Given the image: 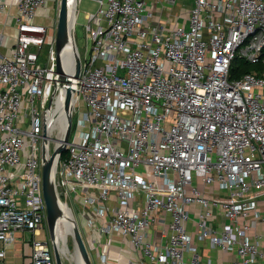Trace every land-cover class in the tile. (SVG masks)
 Here are the masks:
<instances>
[{"label": "built area", "instance_id": "1", "mask_svg": "<svg viewBox=\"0 0 264 264\" xmlns=\"http://www.w3.org/2000/svg\"><path fill=\"white\" fill-rule=\"evenodd\" d=\"M79 1L71 126L78 117L56 159V190L72 195L98 263L116 236L137 254L127 264H264V72L229 80L236 59L264 64V0H192L174 23L163 7L177 0H91L84 54ZM48 2L17 0L15 42L0 54V243L29 233L31 264H55L52 240L34 239L63 90L55 38L37 21Z\"/></svg>", "mask_w": 264, "mask_h": 264}, {"label": "rangeland", "instance_id": "2", "mask_svg": "<svg viewBox=\"0 0 264 264\" xmlns=\"http://www.w3.org/2000/svg\"><path fill=\"white\" fill-rule=\"evenodd\" d=\"M176 4H177L176 6L171 7V8L170 6H166V5H164L163 7L164 14L169 15L173 23L175 22L176 17L180 14L181 8L189 10V9H192L194 5L192 0H177ZM58 7H59L58 1L50 0V2H48L47 9L43 10L42 16L40 17V19H38V22L47 28V40H49V42L55 37V26H56V16L58 12ZM97 9H98L97 4L91 0H80L79 3L77 4V17H76V23L74 26V39H75L76 46L81 54L85 53V48H86L85 28H84L86 25V16L88 14L95 13ZM69 18L71 19V14ZM49 48H50L49 44H45L44 47L42 48L41 57L39 60V63L41 64L42 67H45L46 65V59H47ZM54 49H55V45H54ZM77 108H79V105L77 106ZM77 117H78V112H75L72 118L71 136L75 130ZM55 122L57 121L55 120ZM61 132L62 130L61 131L59 130V126L56 123L53 128L52 133L54 134L52 136L56 138L57 137L56 133L59 134ZM54 146L55 145H53V143L50 142V145H49L50 153L53 151ZM56 181L58 182L57 177H56ZM58 192L59 193L61 192L59 187H58ZM71 196L72 195H70V197H65L61 194L59 195L63 203L66 202L72 208L74 212V216H75V221L78 222L80 232L83 236L84 241L86 242V237H87L85 233L86 228H85V225L82 223V221L78 219L79 213L77 210V204H75L73 200H71ZM55 232H56V241L58 242L59 249L63 254H65V255H62V263L63 264H73L72 258H73V255H75V244L70 235V230L65 229V227L63 228L61 222L57 220L55 224ZM34 239L37 242H46L47 240L48 241L50 240V233L47 228L46 220H44L41 226V229L39 230V235L35 236ZM17 242L23 243L26 253L29 254L31 252V244H30L31 235L29 233H25L24 235H21V237L17 236ZM155 242L159 243L158 234L155 235ZM111 245L115 246V243ZM67 254L69 256H72V258L70 259V257H68ZM95 255H96L95 251H89L90 264H97V257Z\"/></svg>", "mask_w": 264, "mask_h": 264}, {"label": "water", "instance_id": "3", "mask_svg": "<svg viewBox=\"0 0 264 264\" xmlns=\"http://www.w3.org/2000/svg\"><path fill=\"white\" fill-rule=\"evenodd\" d=\"M55 49L57 54L56 61V73L59 75L60 80H63L67 84L65 89L64 104L63 109L67 114V123L64 132V137L61 140L59 147L53 149L50 154L42 152V171H41V190L45 206V220L47 224L48 231L50 233V239L53 243V254L55 264L62 263V254L59 251L58 246L53 240L52 228L57 217V205L55 198V190L51 186V169L53 168L56 159L60 156L65 150V144L68 142L70 130H71V116L69 114L71 108V99L72 94L74 93L71 88L70 79H77L80 74V60L76 53L73 54L74 67L71 74H66L60 67L59 63V51L68 40L71 41L69 33V21H68V4L67 0H60L58 12L56 16V26H55ZM72 232L71 237L74 241L75 248H77L82 255L84 261L87 264H90L89 251H94V242L92 239H86V242L83 239V236L80 232L77 222L74 220L72 223ZM88 247V248H87ZM89 249V250H88Z\"/></svg>", "mask_w": 264, "mask_h": 264}, {"label": "crops", "instance_id": "4", "mask_svg": "<svg viewBox=\"0 0 264 264\" xmlns=\"http://www.w3.org/2000/svg\"><path fill=\"white\" fill-rule=\"evenodd\" d=\"M16 2L17 0H0V54L3 55L10 52L15 42L16 29L14 27V16L16 14ZM180 12H182L183 17L186 18L187 10L181 8ZM42 14L43 10H39L37 21ZM87 232L88 231L86 230V239L89 238ZM19 237H21V235ZM100 241L104 242L105 240L104 238H101ZM113 243H115V246L111 245L106 252L108 256V264H127L130 259L136 258L137 254L130 245L123 242L119 237H112V244ZM1 249L6 251V255L3 260H0V264H31V252L29 254L25 252L23 243L15 242L12 245H4L3 243H0V250ZM205 250L206 249H204V251ZM95 253V256L97 257L98 250L95 249ZM205 253V256L218 262H226L229 259L228 256H222L216 252L207 253L206 251ZM68 257H70V259L72 258V256L69 255ZM82 264H85L84 261ZM97 264H99L98 260Z\"/></svg>", "mask_w": 264, "mask_h": 264}, {"label": "bare ground", "instance_id": "5", "mask_svg": "<svg viewBox=\"0 0 264 264\" xmlns=\"http://www.w3.org/2000/svg\"><path fill=\"white\" fill-rule=\"evenodd\" d=\"M67 4H68V21L70 23L71 20L75 16V0H67ZM70 14H71V19L69 18ZM71 41L68 40V42L65 43L59 51L60 67L64 71V73H66V74H71L73 71V67H74L73 52H72L73 46H72ZM63 49H64V51H63ZM56 83H57L56 84L57 88L62 87L63 90H61V93L59 95L55 96V100H54L55 109H54V111H51V113H50L53 116L54 121H53V124L51 126H49L48 137L51 138L50 141L53 143V145H55L54 148L59 147L61 140L64 137V132H65L66 123H67V114H66V112L63 111V108L61 105L63 103L65 89H66L67 84L64 83L63 80H60V78H58ZM55 120L57 122H55ZM56 123L59 126V130L60 131L62 130V132L59 134L56 133L57 137L54 138V136H52L54 133H52V132H53L54 125ZM46 151L48 154L50 153L49 146L47 147ZM55 164H56V161H55ZM55 164H54L53 168L51 169V186L55 190V198H56V205H57V217L55 219V223H54L53 228H52V233H53V240L59 248L58 242L56 241V232H55V224H56L57 220H59L61 222L63 228L65 227V229L70 230V235H71V232H72L71 223L75 220V218H74L71 210L62 202V200L60 199V197L57 193V190H56L57 185H56V180H55V178H56V176H55ZM59 251H60V249H59ZM61 254L65 255L62 252H61ZM72 261H73V264H82L84 261L82 255L80 254V252L77 248H75V255H73ZM84 263L87 264L85 261H84Z\"/></svg>", "mask_w": 264, "mask_h": 264}, {"label": "trees", "instance_id": "6", "mask_svg": "<svg viewBox=\"0 0 264 264\" xmlns=\"http://www.w3.org/2000/svg\"><path fill=\"white\" fill-rule=\"evenodd\" d=\"M264 72V64H250L241 60H234L229 70V80H238L245 74L260 75ZM65 156V152L62 153L61 158Z\"/></svg>", "mask_w": 264, "mask_h": 264}]
</instances>
